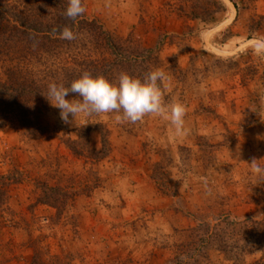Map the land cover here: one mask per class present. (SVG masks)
I'll return each instance as SVG.
<instances>
[{
    "label": "rangeland",
    "instance_id": "1",
    "mask_svg": "<svg viewBox=\"0 0 264 264\" xmlns=\"http://www.w3.org/2000/svg\"><path fill=\"white\" fill-rule=\"evenodd\" d=\"M83 6L85 19L112 37L114 55L155 54L153 68L171 77L170 88L161 84L164 103L186 107L184 129L153 116L117 123V113L78 115L67 125L49 102L39 120L43 136H27L15 121L5 126L0 176L11 183L0 207V264L257 263L264 258V180L248 164L254 158L264 167V59L249 45L264 38V0ZM57 46L49 63L63 55L75 68L76 53ZM95 47L84 40V65L88 52L110 53ZM19 54L6 58L18 71ZM146 67L138 60L113 79L101 75L111 83L121 72L143 79ZM112 186L124 189L123 204L111 203Z\"/></svg>",
    "mask_w": 264,
    "mask_h": 264
},
{
    "label": "trees",
    "instance_id": "2",
    "mask_svg": "<svg viewBox=\"0 0 264 264\" xmlns=\"http://www.w3.org/2000/svg\"><path fill=\"white\" fill-rule=\"evenodd\" d=\"M66 7L67 0H0V57H5L0 59V68L7 69L0 71V130L15 121L27 136H43L44 129L39 120L48 106L49 101L45 96L49 83L55 82L67 87L84 72L93 77L105 73L113 79L118 68L138 60L147 66L145 71L142 70L144 74L156 69L153 67L158 60L152 51L140 55L141 58L132 52L126 58L114 55L111 50L117 45L112 37L95 20H86L84 14L75 20L67 18L64 15ZM64 26L73 31L75 39L62 40L58 31L54 33V29L59 30ZM84 32L88 35L84 36ZM84 40L97 46L95 48L107 47L110 53L103 51L100 55L97 50L91 54L88 52L84 65V56L80 52L84 48ZM57 43L67 46L72 56L76 53V58H73L75 68L68 61L61 62L63 55L56 63H49V58L55 57L56 60L54 54L57 51L55 48L59 49ZM12 51H20L17 58L20 71L6 59ZM82 134L84 135V131L80 133ZM101 138L104 151L107 141L103 134ZM10 183L8 177L0 176L1 208L6 203L5 191ZM220 243L223 245L218 246V250L224 252L226 245L224 242ZM255 264H264V258Z\"/></svg>",
    "mask_w": 264,
    "mask_h": 264
},
{
    "label": "clouds",
    "instance_id": "3",
    "mask_svg": "<svg viewBox=\"0 0 264 264\" xmlns=\"http://www.w3.org/2000/svg\"><path fill=\"white\" fill-rule=\"evenodd\" d=\"M85 10L82 0H67L64 15L75 20L84 14ZM53 31H58L62 40L71 41L76 38L68 26ZM249 47L255 57L264 59V38L254 39ZM161 84L166 88L171 85V77L161 69L147 72L143 79L121 72L116 83L109 82L103 76L93 77L84 72L67 87L55 82L49 83L45 97L52 107L59 109V118L67 125L75 123L78 115L88 118L93 115L117 113L114 117L117 123H137L145 116H153L162 118L177 132H181L185 124L186 107L179 101L165 104ZM69 93H75L78 98L66 99ZM86 124L87 119L84 122V125ZM248 166L258 181L264 180V167H261L256 159L253 158Z\"/></svg>",
    "mask_w": 264,
    "mask_h": 264
},
{
    "label": "crops",
    "instance_id": "4",
    "mask_svg": "<svg viewBox=\"0 0 264 264\" xmlns=\"http://www.w3.org/2000/svg\"><path fill=\"white\" fill-rule=\"evenodd\" d=\"M133 190V197H135L136 194H138V191L136 188L132 189ZM106 192L108 193V197L111 200V203H114L116 205H121L123 204V202H121V197H122V193H124V189L122 192V188L120 186H112L109 189H106ZM132 201V200H131ZM97 220V219H96ZM97 223H100L102 221H96ZM106 223V221H105Z\"/></svg>",
    "mask_w": 264,
    "mask_h": 264
},
{
    "label": "bare ground",
    "instance_id": "5",
    "mask_svg": "<svg viewBox=\"0 0 264 264\" xmlns=\"http://www.w3.org/2000/svg\"><path fill=\"white\" fill-rule=\"evenodd\" d=\"M228 2V1H227ZM229 3V2H228Z\"/></svg>",
    "mask_w": 264,
    "mask_h": 264
}]
</instances>
